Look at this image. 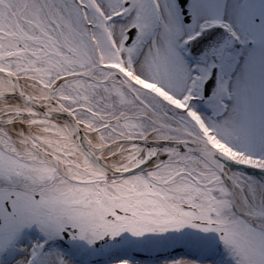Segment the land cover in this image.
Returning <instances> with one entry per match:
<instances>
[{
    "label": "snow or ice",
    "instance_id": "snow-or-ice-1",
    "mask_svg": "<svg viewBox=\"0 0 264 264\" xmlns=\"http://www.w3.org/2000/svg\"><path fill=\"white\" fill-rule=\"evenodd\" d=\"M0 264H264V0H0Z\"/></svg>",
    "mask_w": 264,
    "mask_h": 264
}]
</instances>
